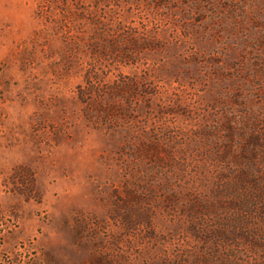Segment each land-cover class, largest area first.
Instances as JSON below:
<instances>
[{
  "label": "rangeland",
  "instance_id": "rangeland-1",
  "mask_svg": "<svg viewBox=\"0 0 264 264\" xmlns=\"http://www.w3.org/2000/svg\"><path fill=\"white\" fill-rule=\"evenodd\" d=\"M0 264H264V0H0Z\"/></svg>",
  "mask_w": 264,
  "mask_h": 264
},
{
  "label": "trees",
  "instance_id": "trees-1",
  "mask_svg": "<svg viewBox=\"0 0 264 264\" xmlns=\"http://www.w3.org/2000/svg\"><path fill=\"white\" fill-rule=\"evenodd\" d=\"M0 233H1V231H0Z\"/></svg>",
  "mask_w": 264,
  "mask_h": 264
}]
</instances>
